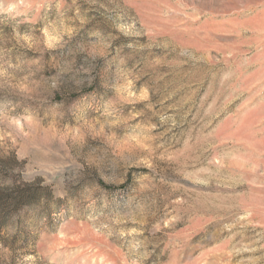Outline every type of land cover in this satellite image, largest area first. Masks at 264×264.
Segmentation results:
<instances>
[{
  "label": "rangeland",
  "instance_id": "1",
  "mask_svg": "<svg viewBox=\"0 0 264 264\" xmlns=\"http://www.w3.org/2000/svg\"><path fill=\"white\" fill-rule=\"evenodd\" d=\"M24 183L0 264H264V0H0Z\"/></svg>",
  "mask_w": 264,
  "mask_h": 264
},
{
  "label": "trees",
  "instance_id": "2",
  "mask_svg": "<svg viewBox=\"0 0 264 264\" xmlns=\"http://www.w3.org/2000/svg\"><path fill=\"white\" fill-rule=\"evenodd\" d=\"M7 164V160H3ZM41 193H45L42 187H35L32 183L13 185L0 189V224L5 221V214L1 210H16L24 205H30L39 201Z\"/></svg>",
  "mask_w": 264,
  "mask_h": 264
}]
</instances>
